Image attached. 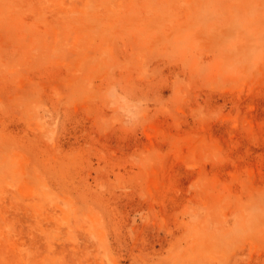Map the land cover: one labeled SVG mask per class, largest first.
Returning a JSON list of instances; mask_svg holds the SVG:
<instances>
[{
	"label": "rangeland",
	"instance_id": "374dc122",
	"mask_svg": "<svg viewBox=\"0 0 264 264\" xmlns=\"http://www.w3.org/2000/svg\"><path fill=\"white\" fill-rule=\"evenodd\" d=\"M0 264H264V0H0Z\"/></svg>",
	"mask_w": 264,
	"mask_h": 264
}]
</instances>
